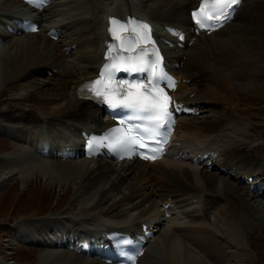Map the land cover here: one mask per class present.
Segmentation results:
<instances>
[{"label":"bare ground","instance_id":"bare-ground-1","mask_svg":"<svg viewBox=\"0 0 264 264\" xmlns=\"http://www.w3.org/2000/svg\"><path fill=\"white\" fill-rule=\"evenodd\" d=\"M63 1L52 0L36 16L39 34L2 37L10 40L0 47V92L9 89L8 82L23 84L10 88L12 102L0 105L4 122L0 136L18 141L13 151L0 157V189L12 180L26 186L38 176L35 182L45 180L44 186L52 190L60 177L73 181V202L79 209L35 226H12L14 238L50 239L49 245H40L41 264H103L96 255L86 254L101 248L103 242L93 240L89 244L97 243L95 248L82 247L79 236L105 229L139 232L141 224L155 222L158 231L139 264H228L220 235L235 238L229 229L252 226L258 220L264 224V189L258 186L264 181V162L255 157V146L250 145L255 141L245 137L247 125L239 107L245 85L264 75V0L244 1L233 21L209 37H195L189 22L198 0ZM17 4L0 0V10ZM134 5L139 6L140 15L133 11ZM53 9L56 17L65 19L48 21ZM128 16L187 33L181 51L167 46L165 52L171 66L178 63L180 68L176 71L181 81L178 101L190 110L202 106L198 117H182L176 125L170 148L180 156L178 160L167 157L155 164L117 166L76 156L82 131L99 134L111 124L97 115L100 109L93 102L81 96L83 86L96 77L104 61L102 47L105 39L109 43V29L117 21L132 18ZM6 19L4 26L11 27L15 21L10 19L16 18ZM51 28L63 31V38L54 42L47 37ZM192 38L195 44L189 47ZM44 76V80L36 79ZM41 130L49 137L46 150L53 155L48 158L38 157L34 149ZM202 159L204 163L193 164ZM167 205L172 206L168 213L174 219L165 218ZM212 214L226 229L211 228ZM176 217L184 225L175 226ZM166 225L168 229H162ZM73 242L79 243V249L66 248Z\"/></svg>","mask_w":264,"mask_h":264},{"label":"rangeland","instance_id":"rangeland-1","mask_svg":"<svg viewBox=\"0 0 264 264\" xmlns=\"http://www.w3.org/2000/svg\"><path fill=\"white\" fill-rule=\"evenodd\" d=\"M62 3L65 2L62 0ZM56 9H59V7L57 6L55 10ZM134 9L135 11H138V9L140 10L137 5H134ZM55 10H50L49 14L51 18L48 21L56 20V18L61 19V21L65 19V17H56L57 13ZM82 12H84V10ZM4 15V11H1L0 20L4 19ZM244 16L246 15L244 14ZM9 40L10 38L5 39L4 41L6 42H1L0 40V47L2 48L5 46L4 44L8 43ZM68 57V55L65 56V58ZM45 77L46 76L38 77L36 79L44 80ZM251 80L252 81L245 85V87H251L250 91L248 92V90L245 89L240 95L239 107H241L244 112L240 115V118L246 120L243 122L247 125L246 128L248 129H245L247 130V133H245L246 139L251 140L248 136L253 137V140H256L255 143L257 142L258 145H261L258 146V149L264 150V134H254V132L251 131V129L254 128L253 121L264 120V98H262L263 95L259 94V91L264 88L262 83H260L264 82V75L257 80L256 78H251ZM21 84H23V81L8 82L7 88L9 89L0 92V105L7 104L9 101L12 102L13 98L9 97L11 94L10 88ZM0 123L4 122L0 121ZM256 125L258 129L260 128V132L264 131L263 124L256 123ZM20 133L27 134L25 131H21ZM9 139L10 141L8 138L0 136V157L8 155L13 151V146H16L15 142H18L16 140H13L15 142L11 141V137H9ZM250 145L253 147L255 146L253 142H251ZM255 157L261 162H264V158H259L257 155ZM41 162L45 163L48 162V160L41 159ZM1 167L0 163V172ZM38 178V176L34 177L31 180V185H28L31 183L30 181L23 187L19 180H12L0 189V264H41L39 255H41L43 250L33 245H19L20 241L23 239L17 240L14 238L13 232L11 231L12 226H20L21 224H31L35 226L52 217H57L70 211L77 212L79 209L73 202L72 195L75 190L73 181L67 183L66 180L58 177L55 188L47 190L44 186L45 180H43V183L38 182V180L35 182V179ZM62 193L64 195H62ZM214 215L215 214H212L210 218L212 222L211 228H218L219 230L226 229V227L222 225L221 220ZM174 217L175 216L172 218L174 219ZM176 218L177 221L175 222V226L184 225L180 218ZM164 229H166V227ZM237 230L234 231L232 228L229 229V231H231L230 234L234 233L235 238H231L225 234L219 237V240L227 248L225 250L227 252L226 258L228 264H264V224H261L258 220L256 224L252 226L244 225ZM234 255L237 257H234ZM1 258L2 260L4 259V261H2Z\"/></svg>","mask_w":264,"mask_h":264},{"label":"snow or ice","instance_id":"snow-or-ice-1","mask_svg":"<svg viewBox=\"0 0 264 264\" xmlns=\"http://www.w3.org/2000/svg\"><path fill=\"white\" fill-rule=\"evenodd\" d=\"M238 2V0H217V3L219 4V8L216 14V19L219 20V16L222 14L224 19L228 18L229 13L225 12V9H230L232 5H235ZM205 5L201 4V12H203ZM197 13L193 12V18L196 19ZM210 17L209 19H211ZM196 23L203 26L204 21L202 19H196ZM211 25H209L210 27ZM142 28L147 29L148 26L141 25ZM33 31L36 29L33 28ZM109 31H112V29H109ZM114 59V58H113ZM151 61V58L148 57L145 59L142 56H137L135 54V51H133V54L131 56L123 58V60L117 64L113 63L111 66L105 65V70L101 73V76L107 75L108 79L111 80L113 76V72L116 70H119L120 68H123V70L129 74L132 73H141L151 70V79L149 83L155 84V81L157 79V66L159 64V60L154 62ZM95 83L99 84L101 81H96ZM125 87L128 89L127 92V98L123 102V107L132 109L137 113L138 118L142 120H148L155 122V128L158 130L160 127L167 124V122L171 119V114L168 108V105L171 103V100L166 95L163 96V99H161L162 93H152L149 89L145 88L143 84H141L139 81L133 82V81H120L118 84L117 89L114 91L119 96H124V89ZM135 89V91H134ZM143 89V91L148 92V95L145 96L140 91ZM108 89H105V92L107 93ZM101 95L99 90H97V96ZM106 102L111 104V100L106 96ZM115 106V105H111ZM146 131H151L152 129H145ZM134 142V141H133ZM144 159H149L151 157L145 155L143 156Z\"/></svg>","mask_w":264,"mask_h":264}]
</instances>
